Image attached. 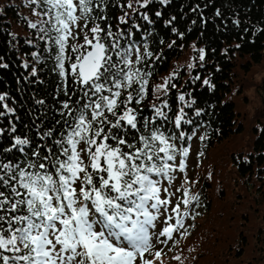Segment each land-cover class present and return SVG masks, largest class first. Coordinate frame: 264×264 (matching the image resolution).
<instances>
[{
  "label": "snow or ice",
  "instance_id": "snow-or-ice-1",
  "mask_svg": "<svg viewBox=\"0 0 264 264\" xmlns=\"http://www.w3.org/2000/svg\"><path fill=\"white\" fill-rule=\"evenodd\" d=\"M170 2L26 0L35 20L25 17L34 32L24 41L32 49L24 50V82L43 84L44 68L57 82L51 105L33 94L38 140L18 132L16 109L6 102L11 97L0 93V117H8L0 126V138L6 136L0 142V264H162L156 244L174 241V233L188 235L191 225L184 221L200 215L199 194L191 192L186 175L180 187L173 181L186 172L189 142L207 139L200 134L207 122L199 118L208 113L194 86L201 81L211 91L216 85L211 74L193 75L207 57L196 43L195 57L152 83L163 59V49L153 51L152 27L163 12L153 16L152 9ZM191 11L207 24L199 4ZM215 16L222 17L220 9ZM176 21L172 15L163 23L183 39ZM232 23L239 27L242 21ZM9 36L10 44L16 41ZM185 67L189 79L180 84ZM7 68L0 56V69Z\"/></svg>",
  "mask_w": 264,
  "mask_h": 264
},
{
  "label": "trees",
  "instance_id": "trees-1",
  "mask_svg": "<svg viewBox=\"0 0 264 264\" xmlns=\"http://www.w3.org/2000/svg\"><path fill=\"white\" fill-rule=\"evenodd\" d=\"M25 2V0H19L12 3L8 0H0V6L4 7V13L0 15V56H3L4 62L9 64V68L0 69V93L7 92L11 97L6 102L16 109L15 115L19 117V120L15 121V118H12L17 124L18 132H27L33 139L38 140L32 122L39 111V107L33 102V94L36 98L46 99L47 103L51 105L57 77L51 74L48 68H44L40 72V79L44 81L43 84L24 82L23 78L27 76L29 71L21 67L22 61L26 58L24 50H32L31 46L25 44L24 41L32 39L34 32V30L27 27L24 15H22L21 9ZM196 4L201 6V11L207 19L206 25L201 23L200 12L193 13L191 11ZM217 9H220L222 17L215 16ZM156 10H161L163 17L157 21L156 25L152 26L156 36L153 51L160 52L163 49V59L156 65L152 80L153 84L158 83L160 78L165 76L164 72H167L166 75H168L174 68L178 67L176 63L173 69L169 71L174 60L185 58L184 51L191 48L193 43H196L198 48L204 47L206 49V63L203 68L194 70L193 75L196 72H199L202 77H208L211 74L210 79L216 85L211 91L206 86L201 87V81H198L194 86L199 106L204 107L208 113L199 118L207 122L206 127L200 129V134L206 135L207 139L201 141L198 138L199 147L203 152H210L223 141H231L234 136L243 133L244 126L237 118L238 113L235 110V103L227 97L233 90L235 83L234 68L238 61L244 62L241 65L245 67L246 71L254 63L264 61V32L256 31L257 27L264 29V0H171L170 4L165 7H161L159 3H156L152 9L153 16ZM114 15H119V12H115ZM172 15L177 17L175 26L180 31L185 32L183 39L177 38L171 33V29L163 23V20ZM235 18L242 21L239 27L232 23ZM192 20H196L197 23L192 25ZM14 27H25L28 31L20 35L15 34L16 41H12L10 44L9 41L12 38L9 33H13ZM245 27L249 29L248 32H244ZM254 32L255 35H253ZM161 39L165 41L164 45L159 43ZM173 39L177 41L176 45L168 48L167 44ZM237 44L241 45L239 49L235 47ZM225 49H228L227 53H225ZM196 55L197 53L194 52L193 57ZM37 67L41 66L38 65ZM18 77L20 78L19 82L17 81ZM30 79L34 80L35 78ZM187 79H189L188 70L182 68L178 83L183 84ZM151 102L152 97H149L145 104ZM210 105H214V107H209ZM148 111L145 108L146 114ZM53 115L54 113H49V118L45 119V124L50 126V117ZM39 122V120L36 121V123ZM7 124L8 117H0V126H7ZM262 129H264V126ZM262 129L258 131L257 128H254L257 135L252 139L249 147L246 150H243L244 147L232 150L230 158L237 177L242 179V183L239 184L240 194L246 197L250 193L256 197L258 204L262 203V206H264V131ZM189 134H191L190 128ZM5 138L6 136L0 138V142ZM213 163L211 162L209 170L207 168L203 169V174H201L203 179H200L201 176L195 178L197 184H194L204 191L198 201L197 211L200 213L198 216H206L215 204L222 205L224 201V191L227 190L224 187L225 183L222 182L220 177L215 178L217 174L223 172L222 167L219 172H215L216 164ZM242 186H248L250 189H244ZM212 190L213 193L211 194ZM246 201L250 202L248 198ZM247 215L248 212H244L242 217L245 220L244 223H247ZM206 228L200 231L195 240H190L191 235L184 240L183 237L182 239L175 237L173 245L171 243L169 246L171 249L168 254L172 263L241 264L246 256L247 234H242L244 242L233 243L232 240L238 235L232 225L226 226L225 238L218 236L220 231L213 234L214 238ZM226 246H228V250L223 251ZM261 246L262 244L259 242L256 246V248L258 247L256 254L260 253L259 248ZM237 247H242L244 250L242 248L236 249ZM240 249H242V252ZM228 251L230 254L224 256V252ZM175 255H180L181 260L172 259ZM167 264L170 263L167 262Z\"/></svg>",
  "mask_w": 264,
  "mask_h": 264
},
{
  "label": "rangeland",
  "instance_id": "rangeland-1",
  "mask_svg": "<svg viewBox=\"0 0 264 264\" xmlns=\"http://www.w3.org/2000/svg\"><path fill=\"white\" fill-rule=\"evenodd\" d=\"M8 1L16 3L19 0ZM21 11L22 15H24V19L25 17H30L35 20V17L30 16L29 10L25 7V4L22 6ZM26 31L28 30L25 27H14L13 33L20 35ZM184 55L185 58L183 60L177 59L172 62L169 71L173 69L176 63V65L180 67L186 65L190 61L194 55L192 47L187 48L184 51ZM242 63L244 62L238 61L234 68L235 83L232 93L228 95L227 99H231L235 103V110L238 113L237 118H239L244 126L243 133L234 136V139L231 138V141H223L216 146L217 148H214L210 152H203L199 147L198 136L194 137L193 140L190 141V152L187 159L186 172L177 173L173 181L175 187H180L186 175L188 179L193 182L190 185L191 192L194 194L198 193L200 197L204 191L200 189L198 185H195L197 184L195 183V178L203 174L204 168L209 170L211 162H214L213 164H216L215 172H219V169L222 167L221 170L223 172L217 174L215 178L220 177L222 182L225 183L224 187L227 190L224 191V201L222 205L215 204L210 213L206 214V216H196L195 219H192L190 216L185 218V225H191V227H187V232L190 234L187 236H180L174 233V238L177 236V239H182L183 237L184 240L191 235L190 240H195L200 234V231L206 227L214 238L215 236L213 234L218 233V231H220L218 236L225 238L227 233L225 232L226 226L232 225V227L236 229L235 233L238 235V237L232 240L233 243L244 242L243 235L245 233L247 234L248 246L245 250V259L241 264H264V206H262V203H257V199L254 195L249 193L247 195L248 197H243V195L240 194L241 188L239 184L242 183V179L237 177L230 158L233 152L232 150L240 147H244L243 150H246L249 147L250 142L257 135L254 128L260 131L264 126V61L261 63H254L247 71L245 67L241 65ZM166 74L167 72H164L165 76ZM200 153L203 154L200 155ZM200 179H203V176H201ZM243 188L250 189L248 186ZM244 192L247 194L245 190ZM212 193L213 190L211 191V194ZM178 196L179 193H177V197ZM247 198L250 201L249 203L246 201ZM245 201L246 203H244ZM176 202L177 200L174 198L173 204ZM195 211H197V208ZM244 212H248L247 223H244L245 220L242 218ZM160 226L162 227V225ZM173 242L174 241L164 245L156 244V247L161 248L164 253L161 257L162 264H167V262L174 264L168 256L171 249L169 246L171 243V245H173ZM259 242L262 246L259 248L260 253L256 254V251H258V247L256 248V246ZM238 248L242 247H237L236 249ZM242 249H240L241 252ZM227 250L228 246L223 249V251ZM229 254V251L224 252V256H228Z\"/></svg>",
  "mask_w": 264,
  "mask_h": 264
}]
</instances>
